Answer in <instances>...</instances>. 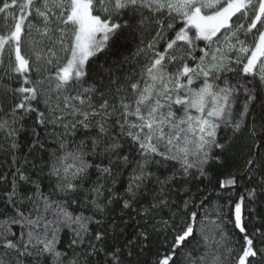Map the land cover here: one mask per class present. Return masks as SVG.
Masks as SVG:
<instances>
[{
	"label": "snow or ice",
	"instance_id": "snow-or-ice-1",
	"mask_svg": "<svg viewBox=\"0 0 264 264\" xmlns=\"http://www.w3.org/2000/svg\"><path fill=\"white\" fill-rule=\"evenodd\" d=\"M0 19V264H264V0H0Z\"/></svg>",
	"mask_w": 264,
	"mask_h": 264
},
{
	"label": "trees",
	"instance_id": "trees-1",
	"mask_svg": "<svg viewBox=\"0 0 264 264\" xmlns=\"http://www.w3.org/2000/svg\"><path fill=\"white\" fill-rule=\"evenodd\" d=\"M4 31V23L3 20L0 19V32ZM138 44V39L135 38L134 35H129L127 40L123 42V45L117 48H114L113 51L109 52L106 56H101L97 63L99 64H112L115 61L123 60L125 57L131 58V55L136 50V46ZM7 63V58H6ZM135 63V62H133ZM125 68H128V65H125ZM3 75V70L0 69V76ZM12 83V81H9ZM14 86V85H13ZM259 109V104H257V110ZM31 123V121H28ZM259 143V141H257ZM251 141L247 139V137H242L240 141L237 142V147L233 150V155L237 157L235 163L237 168L242 171L243 159L247 156V147L245 145L250 144ZM264 151V150H262ZM12 161V156L9 155L4 150V145L0 142V173H6L10 169ZM247 183L246 179L241 180L238 184V187L233 191V199L238 200L240 195H245V184ZM220 203H227L226 200L220 201ZM247 203V201H246ZM225 212L230 213V208H225ZM229 229H231V225H229ZM233 236L235 239H240L241 234L238 232H234Z\"/></svg>",
	"mask_w": 264,
	"mask_h": 264
},
{
	"label": "rangeland",
	"instance_id": "rangeland-1",
	"mask_svg": "<svg viewBox=\"0 0 264 264\" xmlns=\"http://www.w3.org/2000/svg\"><path fill=\"white\" fill-rule=\"evenodd\" d=\"M9 23H10V22H9ZM24 51H25V53H27L28 49L25 47Z\"/></svg>",
	"mask_w": 264,
	"mask_h": 264
}]
</instances>
